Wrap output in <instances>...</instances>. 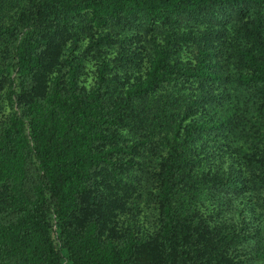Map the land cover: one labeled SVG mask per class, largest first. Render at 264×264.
I'll use <instances>...</instances> for the list:
<instances>
[{
	"label": "trees",
	"instance_id": "trees-1",
	"mask_svg": "<svg viewBox=\"0 0 264 264\" xmlns=\"http://www.w3.org/2000/svg\"><path fill=\"white\" fill-rule=\"evenodd\" d=\"M0 264H264V0H0Z\"/></svg>",
	"mask_w": 264,
	"mask_h": 264
},
{
	"label": "rangeland",
	"instance_id": "rangeland-1",
	"mask_svg": "<svg viewBox=\"0 0 264 264\" xmlns=\"http://www.w3.org/2000/svg\"><path fill=\"white\" fill-rule=\"evenodd\" d=\"M92 68H93V65H90L89 69L87 70L88 71V74L87 75L92 74V70H93ZM89 82H91V78H90V80H87L85 82V84H86L87 87L89 86Z\"/></svg>",
	"mask_w": 264,
	"mask_h": 264
}]
</instances>
